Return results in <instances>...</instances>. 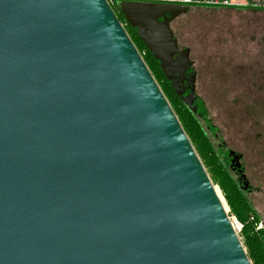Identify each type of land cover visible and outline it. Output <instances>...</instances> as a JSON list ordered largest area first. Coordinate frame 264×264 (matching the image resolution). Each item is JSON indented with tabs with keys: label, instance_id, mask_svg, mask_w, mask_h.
<instances>
[{
	"label": "water",
	"instance_id": "obj_1",
	"mask_svg": "<svg viewBox=\"0 0 264 264\" xmlns=\"http://www.w3.org/2000/svg\"><path fill=\"white\" fill-rule=\"evenodd\" d=\"M189 10L0 0V264H252L125 28L200 115Z\"/></svg>",
	"mask_w": 264,
	"mask_h": 264
},
{
	"label": "flooded vegetation",
	"instance_id": "obj_2",
	"mask_svg": "<svg viewBox=\"0 0 264 264\" xmlns=\"http://www.w3.org/2000/svg\"><path fill=\"white\" fill-rule=\"evenodd\" d=\"M179 18L171 24V29L177 41L178 35L176 29H174V23ZM246 19L245 23L250 25L248 26L249 33H246V31L236 33L231 38V44L237 45V42H239L243 46L249 42L251 46L244 48L240 46L242 49L239 48L240 50L236 51L237 53L232 52L234 58L226 54L227 58L221 60L223 61V64L221 62L222 68L228 66L230 69L251 71L250 74L253 77L249 80L250 82L233 86L236 93L231 101L241 103V110L237 115L238 125L235 127L234 145L231 146L228 143L230 141L229 137L224 138V136H221V174L234 182L239 198L249 206L251 210L250 222L254 225L256 232H264V18L251 17ZM243 34L246 36L244 37ZM184 49H189V57L193 62L192 67L196 77L194 86L195 105L199 109L201 105L203 106L204 100L198 94L196 62L192 58L190 48L179 47L180 51ZM145 52L148 53L146 49ZM244 59L252 60V62H244ZM252 71L255 73L252 74ZM187 75L180 95L176 94L169 83L182 103L183 99L190 95L188 87H193L188 81L191 79V74L188 73ZM181 80L184 81V78H181ZM184 91L185 93H183ZM195 115L201 122L207 120V114L206 116L204 114Z\"/></svg>",
	"mask_w": 264,
	"mask_h": 264
},
{
	"label": "rangeland",
	"instance_id": "obj_3",
	"mask_svg": "<svg viewBox=\"0 0 264 264\" xmlns=\"http://www.w3.org/2000/svg\"><path fill=\"white\" fill-rule=\"evenodd\" d=\"M244 17L251 18L242 12L233 13L198 9L189 11L188 14L180 17L174 23L179 47L190 48L192 58L196 62L198 94L204 100L203 105L207 111L206 122H199L203 130L208 134L211 143L214 144V151L217 154H221V136H224V138L229 137L230 141L228 143L231 146L234 145L233 138L236 134L235 127L238 125L237 115L241 110V103L231 101L236 93L233 86L250 82L249 80L253 79L250 74L251 71L230 69L228 66L227 68L221 67V62L223 64L221 60H223L222 58H227L226 54L234 58L233 51L236 52L242 49L241 47L251 46L249 42L243 46L239 42H237V45L231 44V38L236 33L240 31L249 33L250 29L248 26L250 25L245 23L247 19ZM243 35L244 37L246 36L245 34ZM244 62L249 63L252 60L244 59ZM253 73L255 72L252 71ZM157 80L161 87L166 85L165 80ZM176 98L179 100L177 96ZM210 128H214L215 131L212 132ZM205 169L211 179V174H209L207 168ZM214 186L227 213L233 216L219 187Z\"/></svg>",
	"mask_w": 264,
	"mask_h": 264
},
{
	"label": "trees",
	"instance_id": "obj_4",
	"mask_svg": "<svg viewBox=\"0 0 264 264\" xmlns=\"http://www.w3.org/2000/svg\"><path fill=\"white\" fill-rule=\"evenodd\" d=\"M119 19L123 24L125 23L122 16L119 15ZM125 28L157 83L159 84L157 79L165 80L166 85L161 87L159 84L163 94L178 117L185 133L189 137L205 168H207L209 174H211L213 184L218 186L222 192L231 214L235 215L238 221L243 225L240 238L251 263L264 264V232H256L254 225L250 222L251 210L249 206L244 204L239 198L234 182L221 174V154L215 153L214 144L211 143L208 134L200 125L199 121L201 120L176 98L177 95L173 92L157 62L153 59L149 52H145V47L140 42L134 30H132L128 25H126ZM206 112L205 106L201 105L198 113L206 116ZM202 122L205 123L206 121L203 120ZM210 130L212 132L215 131L214 128H210Z\"/></svg>",
	"mask_w": 264,
	"mask_h": 264
},
{
	"label": "crops",
	"instance_id": "obj_5",
	"mask_svg": "<svg viewBox=\"0 0 264 264\" xmlns=\"http://www.w3.org/2000/svg\"><path fill=\"white\" fill-rule=\"evenodd\" d=\"M178 3L180 0H165ZM201 4L189 7L191 10L242 12L248 17L264 18V0H197Z\"/></svg>",
	"mask_w": 264,
	"mask_h": 264
},
{
	"label": "built area",
	"instance_id": "obj_6",
	"mask_svg": "<svg viewBox=\"0 0 264 264\" xmlns=\"http://www.w3.org/2000/svg\"><path fill=\"white\" fill-rule=\"evenodd\" d=\"M107 1L110 4V6L112 7V9L117 13L119 12L120 4L123 2H135V1H137V2L156 3V4L157 3H166L165 0H107ZM178 3L182 4V5H186L188 7L201 4V2H199L197 0H180ZM229 218H230L231 223L233 224V227L235 228V230L237 231V233L240 236V233L242 232V229H243L242 225L240 224V222L237 220V218L234 215L233 216L229 215Z\"/></svg>",
	"mask_w": 264,
	"mask_h": 264
}]
</instances>
